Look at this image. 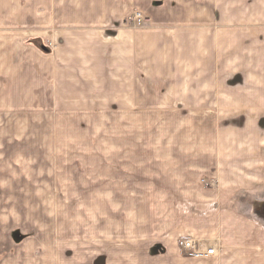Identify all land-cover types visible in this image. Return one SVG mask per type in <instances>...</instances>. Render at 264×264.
<instances>
[{"label":"crops","instance_id":"crops-1","mask_svg":"<svg viewBox=\"0 0 264 264\" xmlns=\"http://www.w3.org/2000/svg\"><path fill=\"white\" fill-rule=\"evenodd\" d=\"M137 11L147 17L140 26ZM255 26L264 39V0H0V118L92 107L120 124L150 119L154 133L148 159L120 163L129 186L119 198L129 201L88 232L85 253L71 241L77 248L63 262L42 263L20 247L22 259L16 248L3 264H264ZM31 33L40 47L24 42ZM170 128L181 141H169ZM180 236L212 240L218 254L186 256Z\"/></svg>","mask_w":264,"mask_h":264},{"label":"rangeland","instance_id":"rangeland-1","mask_svg":"<svg viewBox=\"0 0 264 264\" xmlns=\"http://www.w3.org/2000/svg\"><path fill=\"white\" fill-rule=\"evenodd\" d=\"M34 10L37 6L31 7L32 18ZM251 31L252 52L264 54V39L258 35L261 29L255 26ZM38 36L31 33L24 42L40 47ZM238 40L240 45L245 40L242 48L246 47V37ZM34 114L0 118V264L16 260L14 250L20 247L32 250L31 260L42 263L63 262L77 248L71 241H78L85 253L88 232L96 234L94 228H101L97 226L104 218L117 219L118 210L129 201L119 198V192L129 186L126 175L124 182L119 180L121 170L127 173L120 163L148 159L146 149L154 136L150 119L136 120L137 125L132 120L120 124L118 118H103L92 107L63 111L57 118ZM212 126L208 120V136ZM170 131L169 141H181V131ZM43 249L48 254L42 256Z\"/></svg>","mask_w":264,"mask_h":264},{"label":"built area","instance_id":"built-area-1","mask_svg":"<svg viewBox=\"0 0 264 264\" xmlns=\"http://www.w3.org/2000/svg\"><path fill=\"white\" fill-rule=\"evenodd\" d=\"M132 20L140 26L147 22V17L143 12L137 11L133 14ZM177 246L186 256L192 258L213 257L218 254L214 243L211 244L205 238L195 236H180Z\"/></svg>","mask_w":264,"mask_h":264}]
</instances>
